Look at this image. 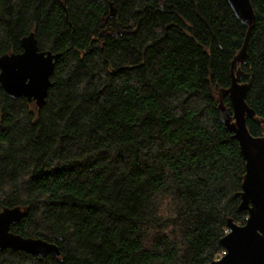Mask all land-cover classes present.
<instances>
[{
  "label": "trees",
  "instance_id": "1",
  "mask_svg": "<svg viewBox=\"0 0 264 264\" xmlns=\"http://www.w3.org/2000/svg\"><path fill=\"white\" fill-rule=\"evenodd\" d=\"M251 1L242 68L264 118V0ZM246 29L228 0H0V56L31 32L61 53L43 107L0 84V212L27 209L11 231L62 253L0 249V264L219 258L229 218L248 217L245 160L217 109Z\"/></svg>",
  "mask_w": 264,
  "mask_h": 264
},
{
  "label": "water",
  "instance_id": "2",
  "mask_svg": "<svg viewBox=\"0 0 264 264\" xmlns=\"http://www.w3.org/2000/svg\"><path fill=\"white\" fill-rule=\"evenodd\" d=\"M228 3L247 29L242 47L231 62V85L217 92V109L221 123L239 141L245 160L242 190L235 193V197L240 198L238 210L247 211L248 217L244 224L229 218V231L221 238L226 252L210 264H264V132L255 136L247 125L250 118L264 128V118L258 116L247 102L252 78L245 81L247 73L242 68L247 63L256 12L251 0H228ZM21 43V52L0 56V84L10 97H26L43 107L61 53L39 50L34 32L25 36ZM225 97H228V103H225ZM27 212L19 206L0 212V249L22 250L40 258L62 256L55 243L11 231V226Z\"/></svg>",
  "mask_w": 264,
  "mask_h": 264
},
{
  "label": "built area",
  "instance_id": "3",
  "mask_svg": "<svg viewBox=\"0 0 264 264\" xmlns=\"http://www.w3.org/2000/svg\"><path fill=\"white\" fill-rule=\"evenodd\" d=\"M224 253V252H223Z\"/></svg>",
  "mask_w": 264,
  "mask_h": 264
},
{
  "label": "rangeland",
  "instance_id": "4",
  "mask_svg": "<svg viewBox=\"0 0 264 264\" xmlns=\"http://www.w3.org/2000/svg\"><path fill=\"white\" fill-rule=\"evenodd\" d=\"M36 104V103H35Z\"/></svg>",
  "mask_w": 264,
  "mask_h": 264
}]
</instances>
